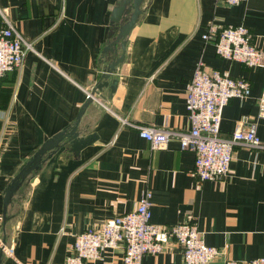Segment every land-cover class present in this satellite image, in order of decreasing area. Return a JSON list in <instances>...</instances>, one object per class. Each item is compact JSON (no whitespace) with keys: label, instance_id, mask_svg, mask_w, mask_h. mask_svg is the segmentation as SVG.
Wrapping results in <instances>:
<instances>
[{"label":"crops","instance_id":"obj_1","mask_svg":"<svg viewBox=\"0 0 264 264\" xmlns=\"http://www.w3.org/2000/svg\"><path fill=\"white\" fill-rule=\"evenodd\" d=\"M117 1L0 0L34 48L0 82V264H64L76 235L133 211L147 190L153 224L167 228L191 216L204 243L219 249L207 264L264 257V151L237 148L227 179L198 182L194 155L181 151L177 140L152 150L135 128L121 124L126 118L133 125L186 130V91L201 62L207 71H225L250 84L247 99L233 98L223 108L220 134L228 137L254 124L264 143V117L257 108L264 67L220 59L202 38L211 21L243 25L264 51V0L236 6L145 0L124 61L108 80H118L115 91L104 87L103 99H94L80 119L79 137L93 135V143L77 155L68 144L45 155L12 196L3 221L12 179L47 140L75 123L99 82ZM122 255L117 247L86 264H122ZM141 264L185 263L170 241Z\"/></svg>","mask_w":264,"mask_h":264},{"label":"built area","instance_id":"obj_2","mask_svg":"<svg viewBox=\"0 0 264 264\" xmlns=\"http://www.w3.org/2000/svg\"><path fill=\"white\" fill-rule=\"evenodd\" d=\"M216 1L236 6L246 0ZM0 16L3 22L0 28L1 82L7 73L21 67L24 56L34 48L14 27L5 9L0 8ZM202 38L205 43L214 45L220 59L247 68L264 67V51L254 45L250 31L243 25H219L211 21ZM250 93V84L245 79L233 78L225 71H207L198 62L186 91V130L133 125L126 118L121 119V124L135 128L152 150L160 149L170 139L177 140L181 151L193 153L192 173L198 182L221 181L229 177L235 149L264 151V143L256 135L254 124L236 129L228 137L220 134L223 108L231 99H247ZM257 108L258 117L263 118L264 92L257 98ZM241 122L246 123V117ZM150 197V192L145 191L133 211L76 235L64 264L93 262L103 251L117 247L123 249L122 264H141L143 257L160 254L170 241L180 247L185 264H207L219 256V249L204 243L191 216L167 228L153 224ZM224 264H264V257L244 261L226 259Z\"/></svg>","mask_w":264,"mask_h":264},{"label":"water","instance_id":"obj_3","mask_svg":"<svg viewBox=\"0 0 264 264\" xmlns=\"http://www.w3.org/2000/svg\"><path fill=\"white\" fill-rule=\"evenodd\" d=\"M145 0H119L111 15V34L113 39L110 44L104 49L102 61L105 63L102 76L96 86L91 90L89 97L81 107L75 123L61 132L47 140L40 149L22 166L17 175L12 179L11 183L5 190L3 221L6 219V209L9 205L12 196L16 193L22 183L31 175L32 172L38 170L43 161V157L51 155L61 144H68L70 151L74 154H79V151L85 146L93 143L95 137L89 135L85 138L79 137L78 125L86 108L93 102L94 99H103L102 93L104 87L109 84V91L112 94L116 87L118 80L113 79L108 83L109 78L116 73L119 64L123 63L125 57L126 40L139 20L143 12V4ZM118 51L121 55H118ZM101 61V62H102ZM31 179V178H30ZM4 240L1 241L0 257L4 249Z\"/></svg>","mask_w":264,"mask_h":264}]
</instances>
